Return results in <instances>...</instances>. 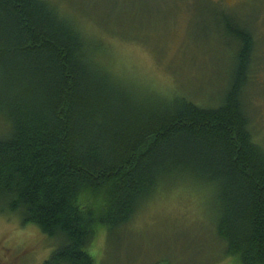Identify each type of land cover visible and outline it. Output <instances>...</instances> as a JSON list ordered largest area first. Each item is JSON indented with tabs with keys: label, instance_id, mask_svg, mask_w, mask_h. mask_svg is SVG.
<instances>
[{
	"label": "trees",
	"instance_id": "16d2710c",
	"mask_svg": "<svg viewBox=\"0 0 264 264\" xmlns=\"http://www.w3.org/2000/svg\"><path fill=\"white\" fill-rule=\"evenodd\" d=\"M227 22L240 50L221 103L157 104L125 93L56 5L0 0V109L10 126L0 137V211L57 242L46 264H96L99 230L120 241L118 230L177 173L217 193L224 255L264 264V147L243 101L254 40Z\"/></svg>",
	"mask_w": 264,
	"mask_h": 264
},
{
	"label": "rangeland",
	"instance_id": "374dc122",
	"mask_svg": "<svg viewBox=\"0 0 264 264\" xmlns=\"http://www.w3.org/2000/svg\"><path fill=\"white\" fill-rule=\"evenodd\" d=\"M47 1L76 21L92 41L96 60L125 93L157 104L187 98L200 106L219 105L240 50L227 21L247 29L254 50L243 101L253 137L264 147V0ZM9 130L0 109V137ZM193 176L177 173L163 180L118 230L120 241L99 230L90 246L96 264H242L226 257L216 240L217 193ZM57 245L35 224L0 211V259L21 251L27 258L18 263L46 264Z\"/></svg>",
	"mask_w": 264,
	"mask_h": 264
},
{
	"label": "flooded vegetation",
	"instance_id": "af4514ba",
	"mask_svg": "<svg viewBox=\"0 0 264 264\" xmlns=\"http://www.w3.org/2000/svg\"><path fill=\"white\" fill-rule=\"evenodd\" d=\"M2 248H3L4 250L6 249L5 252L8 251L7 253H9L8 247L3 246ZM18 252H19V254L16 255V256H17L16 258H14V259L10 258L9 260H6V259H8V258H7V254L4 253V254L6 255V256H5L6 258L4 257L3 259H0V264H21V262L18 263L17 260L20 259V261H23V260H25L27 257H26V253H25V252H21V251H18ZM13 260H14V261L16 260V261L14 262Z\"/></svg>",
	"mask_w": 264,
	"mask_h": 264
}]
</instances>
